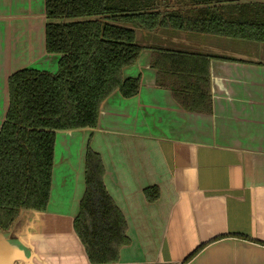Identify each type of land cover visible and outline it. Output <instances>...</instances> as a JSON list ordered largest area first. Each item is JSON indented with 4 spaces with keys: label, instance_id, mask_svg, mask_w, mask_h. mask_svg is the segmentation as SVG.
Returning a JSON list of instances; mask_svg holds the SVG:
<instances>
[{
    "label": "crops",
    "instance_id": "0c3cea01",
    "mask_svg": "<svg viewBox=\"0 0 264 264\" xmlns=\"http://www.w3.org/2000/svg\"><path fill=\"white\" fill-rule=\"evenodd\" d=\"M46 22L45 0H0V127L12 73L58 70ZM175 31L167 48L221 56L210 62L211 109H187L157 86L152 49L165 46L143 45L123 72L140 77L139 92L113 91L95 128L57 132L47 209L0 228V264H264V43ZM88 144L127 223L109 263L91 262L74 228Z\"/></svg>",
    "mask_w": 264,
    "mask_h": 264
},
{
    "label": "trees",
    "instance_id": "16d2710c",
    "mask_svg": "<svg viewBox=\"0 0 264 264\" xmlns=\"http://www.w3.org/2000/svg\"><path fill=\"white\" fill-rule=\"evenodd\" d=\"M45 10L46 50L60 55L58 70L23 68L9 76V105L0 127L3 230L23 210L47 209L57 132L95 128L101 104L113 91L124 97L139 92L140 77L123 75L145 48L136 27L264 43V0H45ZM216 57L221 58L154 46L156 84L169 88L185 108L209 111L210 62ZM104 173L101 156L88 144L74 228L93 263L117 261L128 242L126 220L105 187ZM145 191L151 200L158 196L157 188Z\"/></svg>",
    "mask_w": 264,
    "mask_h": 264
},
{
    "label": "rangeland",
    "instance_id": "374dc122",
    "mask_svg": "<svg viewBox=\"0 0 264 264\" xmlns=\"http://www.w3.org/2000/svg\"><path fill=\"white\" fill-rule=\"evenodd\" d=\"M135 29H136V33H137V40L142 45H147L149 43H152V44H159V45H162L165 47L166 46H170V47L174 46L171 44V42H173V41H172V38L170 36H171V33L176 32L175 30L168 29V28H161V29L157 30L155 33H151V32H147L141 28L136 27ZM248 44H251V43H248ZM254 46H257V45L251 44L252 49ZM262 46H264V45H262ZM253 50H255V49H253ZM190 51H192V50H190ZM263 59H264V53H263Z\"/></svg>",
    "mask_w": 264,
    "mask_h": 264
}]
</instances>
